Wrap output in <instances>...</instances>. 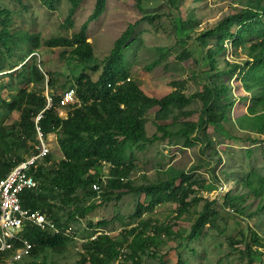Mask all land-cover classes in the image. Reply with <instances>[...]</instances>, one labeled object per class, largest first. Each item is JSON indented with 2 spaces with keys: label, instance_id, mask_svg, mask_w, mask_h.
<instances>
[{
  "label": "rangeland",
  "instance_id": "1",
  "mask_svg": "<svg viewBox=\"0 0 264 264\" xmlns=\"http://www.w3.org/2000/svg\"><path fill=\"white\" fill-rule=\"evenodd\" d=\"M95 4L96 0H82L69 27L70 0L56 3L54 10L44 0H0V171L7 159L24 160L41 151L38 132L29 137L22 131L24 109H37L42 100L47 107L50 98L54 103L70 90L77 94L81 75L97 81L115 42L130 25L137 27L124 54L132 82L148 95L164 98L180 89L177 82L186 81L184 93L192 97L204 92L221 71L238 65L235 73L217 80L229 88L223 99H230L222 102L229 108H217L215 122L204 133L198 126L204 111L200 99L184 109L172 108L165 119L158 117L159 107L151 109L148 135L158 134L161 139L127 144L125 161L135 165L131 180L136 187L172 184L178 189L184 184L182 191L157 197L128 193L115 199L121 191L112 192L108 180L101 181V191L79 190L66 210L44 206L39 210L63 230L73 229L64 251L40 249L25 264H83L84 256L94 253V238L100 233L119 240L128 236L129 243L112 264H131L126 256L134 235L144 231L153 236L163 226L171 231L158 235V242L146 249L139 264H264V134L256 132L251 115L263 89L256 87L258 76L249 73L248 65L257 37L246 36L235 45L234 39H227L214 68L208 51L196 41L228 16L263 7L264 0H107L104 13L89 23L85 40L78 45L74 37ZM231 31L237 33L240 27L235 25ZM221 39L222 35L209 38L208 47L217 49ZM36 70L44 80L37 81ZM29 95H35V102H29ZM14 101L18 107L10 110L7 105ZM158 125L167 126L170 136L164 137ZM43 141L53 158L40 164L47 181L62 153L56 135ZM109 167L102 176L108 175ZM43 187L50 186L39 183L36 192L47 194L51 204L57 205L52 195L61 193L52 194ZM140 210H145L142 217L137 216ZM201 214L209 224L199 238L192 239L193 225ZM252 233L262 245L254 244ZM248 248L254 252L252 258Z\"/></svg>",
  "mask_w": 264,
  "mask_h": 264
},
{
  "label": "trees",
  "instance_id": "2",
  "mask_svg": "<svg viewBox=\"0 0 264 264\" xmlns=\"http://www.w3.org/2000/svg\"><path fill=\"white\" fill-rule=\"evenodd\" d=\"M61 0H44L45 5L54 10L56 3ZM82 0H70L72 6L69 15L66 19V24L69 27L74 25L73 16L79 7ZM107 0H96L95 8L88 21L83 24L81 30L74 37V43L80 44L85 40L86 32L90 22L99 19L106 9ZM173 3V0H171ZM264 6L256 8H246L240 13H235L228 16L220 22L217 28L201 35L196 39L199 44L208 51V57L211 63L216 65V56L224 51L225 42L227 39L235 40L234 45L242 43L245 37L256 36V40L251 45L250 49V66L249 73L258 76L256 87H262L261 95L254 100L256 106L252 108L253 121L255 122V130L259 134H264ZM237 25L240 31L235 33L231 31L232 27ZM136 25H130L128 29L115 42L114 49L111 55L107 58L104 71L97 81H92L88 76L81 75L77 81L79 90L77 97L79 103L70 106L69 117L63 119L59 116L58 109L60 108L61 98L55 99L51 108H45L46 105L41 102V107L32 109L27 106L24 109L21 126L22 131L26 136L31 137L32 134L37 135V126L46 138L50 134L57 136L59 149L62 157L53 165V177L47 181L44 179L43 167L38 165L34 170L35 179L42 184L47 183L50 187H43L52 194L61 193L59 196H54L57 205H52V199L47 194L37 193L36 190L24 192L21 195L22 205L30 208L33 211L39 210L44 206H59L66 210L70 204L74 202V195L81 189L93 188L94 185L102 180V174L105 172L106 166L109 167L110 180L109 189L112 192L121 191L119 195H115V199H120L128 193H146L150 197H157L161 193L177 196L184 188L173 189V185H167L161 188L157 185L136 187L131 180V174L135 169L133 163H126V147L128 143L140 144L142 142H156L160 140L158 134L152 138L148 135L147 130V114L156 107L160 108L158 117L165 119L171 114L172 108L184 109L194 100L200 99L204 103L203 118L199 123L200 133L207 132L208 126L215 122L213 112L217 108L227 110L228 105H223L224 100H229V97L223 99L224 94L229 93L228 86L218 84L217 80L229 73H235L238 65H233L230 71H221L217 78H211L205 91L196 93L192 97H188L184 93L186 81L177 82L180 87L175 92L164 98H156L148 95L139 85L132 82L130 71L125 61V48L132 39ZM185 23H183V30ZM222 35V39L218 44L217 49H210L207 40L209 38ZM188 40L192 38L188 37ZM216 68V67H215ZM37 81L44 80V75L36 70ZM86 80V81H84ZM119 83H121L119 85ZM249 89L251 87H248ZM35 95H29V102H35ZM10 110L18 107V102L14 101L7 105ZM262 111L257 112V109ZM44 109V110H43ZM43 112V117L36 124L35 117L40 111ZM225 120L228 116H223ZM159 132L164 134V137L170 136L168 127L158 125ZM163 137V138H164ZM24 143V141H23ZM144 149V146L141 147ZM40 151H36L39 154ZM37 154V155H38ZM25 160V159H24ZM23 161L19 158L17 161L7 159L3 170L0 171V181L4 179L12 169ZM53 161L50 155L43 159V163L47 164ZM251 186V183H249ZM114 198H109L112 202ZM186 197H182V202H185ZM59 203V205H58ZM92 209V208H90ZM145 210H140L137 213L138 217H142ZM209 224V219L204 214H201L193 225L191 234L192 239L199 238L203 228ZM61 228L62 226L59 225ZM65 231V230H64ZM158 233L153 236H148L142 231L134 235L133 242L130 244L127 258H130L131 264H139V259L146 252V249L158 242V235L164 232H170V227L157 228ZM24 238H28L35 245L33 256L40 249L51 247L54 251L62 252L66 249L67 235L55 234L50 231H45L40 227L33 225L26 226L23 232ZM252 241L256 245H262L263 242L252 233ZM129 243V237L124 240H119L112 235H101L94 242V253L90 256H84L83 264H112L114 260L121 256V249ZM250 257L254 254L252 248H248ZM32 256V257H33ZM0 264H2V256L0 255ZM124 264V263H120Z\"/></svg>",
  "mask_w": 264,
  "mask_h": 264
},
{
  "label": "built area",
  "instance_id": "3",
  "mask_svg": "<svg viewBox=\"0 0 264 264\" xmlns=\"http://www.w3.org/2000/svg\"><path fill=\"white\" fill-rule=\"evenodd\" d=\"M121 83H119L120 85ZM79 103L75 90H70L63 95L58 109L59 116L63 119L69 117L66 107ZM52 107V99L46 107ZM41 111L37 117L36 124L43 117ZM37 132L41 140V151L38 155L19 162L12 171L0 181V255L2 264H25L33 256L35 245L28 238H24L23 232L28 225L40 227L45 231L55 234L69 235L72 227L64 231L59 224L47 213L40 210L33 211L22 205L21 195L24 192L36 190L39 182L35 179L33 172L41 161L48 155L49 148L43 141V134L37 126ZM110 180V172L102 177L103 182ZM101 182L94 187L101 191ZM100 235H105L100 233ZM98 238L95 237L96 240Z\"/></svg>",
  "mask_w": 264,
  "mask_h": 264
}]
</instances>
